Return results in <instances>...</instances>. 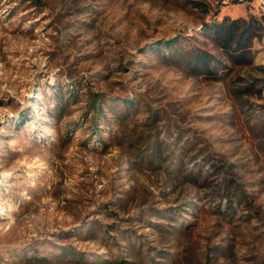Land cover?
Segmentation results:
<instances>
[{"label": "rangeland", "instance_id": "obj_1", "mask_svg": "<svg viewBox=\"0 0 264 264\" xmlns=\"http://www.w3.org/2000/svg\"><path fill=\"white\" fill-rule=\"evenodd\" d=\"M0 264H264L257 0H0Z\"/></svg>", "mask_w": 264, "mask_h": 264}, {"label": "trees", "instance_id": "obj_2", "mask_svg": "<svg viewBox=\"0 0 264 264\" xmlns=\"http://www.w3.org/2000/svg\"><path fill=\"white\" fill-rule=\"evenodd\" d=\"M238 20L233 21L232 25L230 27H227L224 25V27H221L219 31L216 32V40L217 42L223 43L224 47L226 48L227 52H230L231 47L233 43L235 42V37L232 33L233 26H235V23H237ZM176 39L172 38L170 40H167L165 42V45L167 48H171L175 45ZM245 47H243L239 42H236L235 48L233 52H230L231 57H235L239 52L243 51ZM200 62L202 66L208 71L212 69L211 63H212V56L205 55V54H198L196 57L195 62H191L190 65H195V63Z\"/></svg>", "mask_w": 264, "mask_h": 264}, {"label": "built area", "instance_id": "obj_3", "mask_svg": "<svg viewBox=\"0 0 264 264\" xmlns=\"http://www.w3.org/2000/svg\"><path fill=\"white\" fill-rule=\"evenodd\" d=\"M225 1L244 2L247 0H225ZM257 2L259 3V6L264 10V0H257Z\"/></svg>", "mask_w": 264, "mask_h": 264}]
</instances>
